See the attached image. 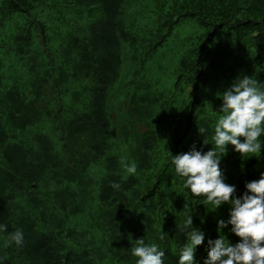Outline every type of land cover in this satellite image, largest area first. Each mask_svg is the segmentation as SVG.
<instances>
[{"label": "trees", "instance_id": "obj_1", "mask_svg": "<svg viewBox=\"0 0 264 264\" xmlns=\"http://www.w3.org/2000/svg\"><path fill=\"white\" fill-rule=\"evenodd\" d=\"M151 1L152 28L128 32L125 0H0V56L22 64L27 92L6 84L0 60V224L7 225L0 234L6 240L16 229L24 234L21 248L0 242V264H135L130 249L143 237L164 251V264H178L188 215L205 233L195 262L207 258V241L218 238L217 221L228 219L230 206L208 211L170 161L193 145L203 152L214 146L215 111L236 78L264 84V0ZM180 19L197 33L184 38L167 83L140 77L132 92L117 94L108 106L122 45L151 55ZM66 99L77 108L70 118ZM44 120L54 123L60 153L41 133L32 137L34 147L16 140ZM204 125L208 145L198 133ZM103 158L106 176L97 182L87 170ZM133 163L137 171L129 174L125 165ZM220 168L240 196L264 173V148L241 158L229 145ZM229 229L221 235L234 245L239 241Z\"/></svg>", "mask_w": 264, "mask_h": 264}, {"label": "clouds", "instance_id": "obj_2", "mask_svg": "<svg viewBox=\"0 0 264 264\" xmlns=\"http://www.w3.org/2000/svg\"><path fill=\"white\" fill-rule=\"evenodd\" d=\"M222 104L215 111V123L211 141L214 146L207 152L197 150L193 145L188 152L172 156L170 163L175 173L182 179L183 187L193 198H202L201 204L215 212L222 205H229L228 219L217 221L215 240L207 241V258L203 264H264V173L258 180L245 184L242 195H236L235 185L225 183L220 168L221 159L227 154V146L241 158L261 153L264 148V84L249 76L236 78L221 94ZM208 128L201 126L198 133L204 135L203 144L208 145ZM129 174L137 171V165H125ZM119 189V183L109 185ZM238 238L232 245L221 235V230L229 228ZM181 230L185 235L178 264H196L194 256L198 246L204 244L205 233L193 227V220L187 216ZM0 231H7V225L0 224ZM167 234L162 233L161 239ZM14 244L21 248L24 234L20 229L8 234L5 247ZM135 264H164V251L156 243L146 244L145 239L135 240L130 249Z\"/></svg>", "mask_w": 264, "mask_h": 264}, {"label": "rangeland", "instance_id": "obj_3", "mask_svg": "<svg viewBox=\"0 0 264 264\" xmlns=\"http://www.w3.org/2000/svg\"><path fill=\"white\" fill-rule=\"evenodd\" d=\"M153 2L151 0H125L123 10V28L128 32H142L149 31L154 25L153 21ZM62 15H70V10L61 8ZM98 13H93L94 17ZM52 16L48 13L45 17L48 19ZM91 18L89 22L93 21ZM81 26H76L79 28ZM197 31L190 25V20L180 19L176 24L172 25L167 35L159 38V44L155 47L156 52L151 55H146L144 49L140 46L134 49H127L126 45H122L123 49V62L119 73V79L109 90L108 106H113L114 98L117 94L124 96L132 92L133 88L139 82V78L143 77L152 85L155 83H167L170 72L174 69V59L181 56L183 51V41L186 36L193 37ZM4 40L0 37V42ZM3 64L2 73L6 75V84L9 87L16 86L17 90L22 94H27L25 85L26 81L23 75L22 64L15 59H4L0 56ZM138 74V77L135 75ZM167 86V85H166ZM168 87V86H167ZM64 116L70 118L77 112V108L71 106L67 99L64 102ZM109 118L115 121L114 114L108 111ZM43 134L49 139L53 145L56 153L61 152V142L58 133L54 131V123L50 120H44L31 128L21 131L16 134V140L25 147H34L32 137L37 134ZM1 160V158H0ZM95 166H90L87 170V175L100 182L105 176L106 172L103 170V162ZM93 197L96 198V191L93 192ZM96 208L90 210L89 213L95 214ZM70 224H73L71 221ZM80 224L83 228L87 226V220L82 219ZM78 227V228H81ZM95 233V232H94ZM0 242L5 244L7 242L0 234Z\"/></svg>", "mask_w": 264, "mask_h": 264}]
</instances>
